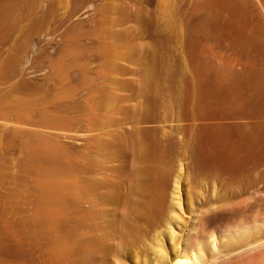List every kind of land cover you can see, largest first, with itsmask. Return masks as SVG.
Segmentation results:
<instances>
[{"label": "rangeland", "instance_id": "374dc122", "mask_svg": "<svg viewBox=\"0 0 264 264\" xmlns=\"http://www.w3.org/2000/svg\"><path fill=\"white\" fill-rule=\"evenodd\" d=\"M178 31L264 52V0H0V264H89L92 203L163 216L176 179L172 229L192 252L196 216L230 214L214 231L263 221L264 119L234 117L225 143L210 117L152 119L143 95L114 92L115 64L155 53L141 34Z\"/></svg>", "mask_w": 264, "mask_h": 264}, {"label": "crops", "instance_id": "0c3cea01", "mask_svg": "<svg viewBox=\"0 0 264 264\" xmlns=\"http://www.w3.org/2000/svg\"><path fill=\"white\" fill-rule=\"evenodd\" d=\"M140 38L155 39L139 43L155 51L136 63L115 64L114 92L143 95L152 119L184 118L191 112L194 118L210 117L216 121L214 136L229 143L232 140V119L246 117L264 119V52L233 48L223 37L212 32H150ZM175 50L173 53L162 51ZM161 52V53H159ZM0 54V85L3 77ZM67 74H50V81L61 83ZM231 150H224L225 159ZM229 165V164H224Z\"/></svg>", "mask_w": 264, "mask_h": 264}, {"label": "bare ground", "instance_id": "6f19581e", "mask_svg": "<svg viewBox=\"0 0 264 264\" xmlns=\"http://www.w3.org/2000/svg\"><path fill=\"white\" fill-rule=\"evenodd\" d=\"M180 181H174L171 210L163 216L152 209L115 210L99 202L92 203L96 207L85 211L82 233L83 250L90 260L87 263L126 264L124 261L131 259L133 264H201L204 251L212 259L208 264H264V218L252 227L240 222L237 229L214 231L231 219L230 214L196 216L191 230L198 233L202 229V233L193 252L189 246L190 233L185 238H176L172 227L180 225L177 215L181 206ZM222 238L223 245L219 242ZM71 259L74 261L73 254Z\"/></svg>", "mask_w": 264, "mask_h": 264}]
</instances>
